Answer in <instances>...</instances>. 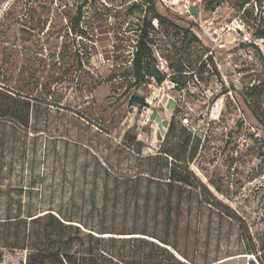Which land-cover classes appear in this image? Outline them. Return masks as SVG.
Here are the masks:
<instances>
[{"label": "rangeland", "instance_id": "374dc122", "mask_svg": "<svg viewBox=\"0 0 264 264\" xmlns=\"http://www.w3.org/2000/svg\"><path fill=\"white\" fill-rule=\"evenodd\" d=\"M155 1L162 23L145 0H0V86L32 99L28 128L0 120V220L50 208L209 264H264V0ZM150 18L166 78L131 87ZM172 169L190 184L170 189Z\"/></svg>", "mask_w": 264, "mask_h": 264}, {"label": "trees", "instance_id": "16d2710c", "mask_svg": "<svg viewBox=\"0 0 264 264\" xmlns=\"http://www.w3.org/2000/svg\"><path fill=\"white\" fill-rule=\"evenodd\" d=\"M145 1L153 12L152 18L162 23L165 17L157 13L156 1ZM205 1L214 10L223 0ZM82 18L83 7L80 6L71 22L73 31L76 32L80 28ZM152 18L144 19L140 29L132 60L133 81L129 82L131 87L140 88L150 78L158 83H162L166 78V74L157 66L149 43L150 32L144 25L147 23L153 28ZM257 35L258 38L264 39V28L259 29ZM78 66L83 67L82 61H78ZM175 71L183 73L185 67L177 66ZM123 79L125 80V77L112 75L107 81L123 85ZM129 99L132 105L148 106V102L136 94H132ZM250 109L260 122L254 107L251 106ZM31 114V97L0 86V120L28 128ZM170 179V189L174 187V183L190 184L185 177L176 175L175 169L171 170ZM165 223L170 224V216L165 217ZM0 227L3 229L0 231L3 240L0 258L5 248L24 251L26 256L22 264H209L207 260L201 261L196 255L181 250L177 243L158 239L145 231H116L103 224L101 227H91L80 219L57 214L50 208L37 212L20 211L13 217L2 218ZM260 240L259 259L264 260V235Z\"/></svg>", "mask_w": 264, "mask_h": 264}, {"label": "water", "instance_id": "95a60500", "mask_svg": "<svg viewBox=\"0 0 264 264\" xmlns=\"http://www.w3.org/2000/svg\"><path fill=\"white\" fill-rule=\"evenodd\" d=\"M197 10H198V7H197V6H192V7H190V12H191L192 14L196 13Z\"/></svg>", "mask_w": 264, "mask_h": 264}]
</instances>
